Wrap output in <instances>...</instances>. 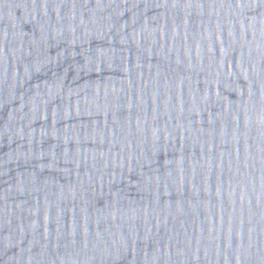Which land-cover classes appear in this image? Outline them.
Here are the masks:
<instances>
[{"label": "water", "instance_id": "water-1", "mask_svg": "<svg viewBox=\"0 0 264 264\" xmlns=\"http://www.w3.org/2000/svg\"><path fill=\"white\" fill-rule=\"evenodd\" d=\"M0 264H264V0H0Z\"/></svg>", "mask_w": 264, "mask_h": 264}]
</instances>
